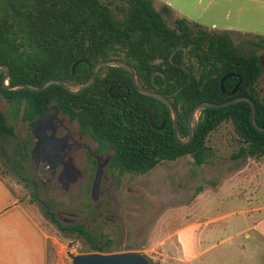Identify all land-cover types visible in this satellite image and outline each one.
Here are the masks:
<instances>
[{"label":"trees","instance_id":"16d2710c","mask_svg":"<svg viewBox=\"0 0 264 264\" xmlns=\"http://www.w3.org/2000/svg\"><path fill=\"white\" fill-rule=\"evenodd\" d=\"M153 0H0V64L9 67L8 83L40 86L50 78L77 87L89 80L95 63L118 58L132 65L140 85L171 100L178 114L182 139L188 136L193 107L248 97L255 104V121L264 128V92L259 89L263 67L258 50L264 36L250 35L236 44L230 33L201 27L185 17L169 25ZM249 35V34H247ZM250 47L242 50L243 44ZM74 72L72 65L76 63ZM22 120L40 115L54 104L101 145L114 150L111 164L121 172L147 173L162 161L190 155L195 165L210 163L208 135L223 122L232 125L239 150L232 159L264 156V132L250 123L245 100L197 114L188 144L177 141L168 106L136 90L123 67L99 68L95 82L77 93L52 83L41 91L5 90ZM221 88V79L228 74ZM0 134L16 136L0 111ZM28 141L18 145V159L28 155ZM150 263V261H149ZM152 264V263H150Z\"/></svg>","mask_w":264,"mask_h":264},{"label":"rangeland","instance_id":"374dc122","mask_svg":"<svg viewBox=\"0 0 264 264\" xmlns=\"http://www.w3.org/2000/svg\"><path fill=\"white\" fill-rule=\"evenodd\" d=\"M207 1L202 0L196 4L192 0H173V4L177 8L195 9V12L184 10L190 11V21L207 30L217 31L226 26H237L262 30L259 34H264V14L260 10L244 9L238 12L237 5L232 4L229 7L231 11L225 16L220 7L221 0H213L209 5H206ZM158 2L153 1L154 6L160 9ZM173 15H163L169 25L176 18ZM212 24L215 26L211 27ZM230 36L236 44L252 37L235 33H230ZM242 50L248 52L250 47L244 43ZM258 54L264 66V49L258 50ZM259 83L263 93L264 71ZM0 111L16 134H0V178L20 203L34 211L35 218L52 236L51 264H71L70 254L88 252L89 247L81 240L68 246L71 244L70 237L61 233L50 221L41 200L30 197V189L12 171L19 158L15 150L24 142L26 130L22 117L18 118L16 107L2 95ZM234 133L232 125L223 122L208 135L206 144L213 151L210 163L195 165L193 158L185 155L176 160L162 161L141 175L126 173L119 181L115 177L113 184H119V188L112 186L111 193L119 204L118 208L113 209L120 217L117 221L125 223L123 248L136 250L154 247L155 251L140 252L152 264H173L172 243L175 237H172V233L180 226L202 223L195 229L187 230V234L202 229L203 241L191 246L192 250L182 255L187 260L177 264H264V238L251 228L258 213L250 210L264 205V156L256 158L248 155L232 159L231 155L240 147L238 136ZM241 169L243 172L237 174ZM248 174L258 175V187L247 186L242 178ZM244 188L247 189L246 193L243 192ZM73 202L74 211L80 213L81 208L88 207V216L92 218L95 204L90 197L89 187ZM118 222L115 225L118 226ZM193 253L198 255L188 260Z\"/></svg>","mask_w":264,"mask_h":264},{"label":"flooded vegetation","instance_id":"af4514ba","mask_svg":"<svg viewBox=\"0 0 264 264\" xmlns=\"http://www.w3.org/2000/svg\"><path fill=\"white\" fill-rule=\"evenodd\" d=\"M259 60L264 71L260 55ZM22 122L26 130L24 142L28 141V155L16 160L12 171L30 189V197L41 200L50 221L61 233L70 237V247L81 240L89 247L88 252L130 250L123 248L125 223L117 221L120 217L113 210L119 207L111 193L112 186L119 188V184H113L114 179L116 177L119 181L127 173L111 164L113 148L101 145L82 129L76 119L54 104L47 105L42 114ZM97 175L100 181L96 199H93L92 185ZM87 187L95 204L92 218L88 216V207L81 208L80 213L72 208L73 201ZM98 218L99 222L96 221Z\"/></svg>","mask_w":264,"mask_h":264},{"label":"crops","instance_id":"0c3cea01","mask_svg":"<svg viewBox=\"0 0 264 264\" xmlns=\"http://www.w3.org/2000/svg\"><path fill=\"white\" fill-rule=\"evenodd\" d=\"M212 1L213 0H208L206 5H209ZM192 2L200 4L202 0H192ZM158 4L159 6L168 5L171 15L174 14L176 17H185L189 20H191L192 17L189 14L190 11H196L195 9L185 7L177 8L173 4V0H159ZM232 4L237 5L236 9L238 12L244 9H252L253 11L260 10L262 14H264V0H221L220 7L223 9L225 16L231 11L229 7L231 8ZM214 26L215 25L212 24L211 27ZM225 30L240 32L242 34L264 36V34H259L262 30H248L237 26H226L217 31ZM262 167L264 168V164ZM239 172H243V169L239 170L237 174H239ZM242 179L245 180L248 187L252 186L256 188L260 185L258 175L250 176V174H248ZM244 191L246 193L247 189L244 188L243 192ZM248 192L250 195L249 190ZM199 195L200 194L197 196ZM250 210L258 213L251 228L264 238V205L252 207ZM245 211H249V209ZM33 213V210L17 200L9 187L0 178V264H51L50 254L52 243L50 241L52 236L35 218ZM198 225H202V223H190L187 226H180L172 233V237H175L172 243V247L174 248L171 257L173 264L186 261L187 259L182 255L189 252L191 246L194 247L198 242L203 241L204 233L201 234L202 229H199L201 230L200 232L194 230L193 234H187V230L195 229ZM130 249L134 250V248ZM136 250L152 252L155 251V248H138ZM197 255L198 253L191 254L188 260L194 259Z\"/></svg>","mask_w":264,"mask_h":264},{"label":"water","instance_id":"95a60500","mask_svg":"<svg viewBox=\"0 0 264 264\" xmlns=\"http://www.w3.org/2000/svg\"><path fill=\"white\" fill-rule=\"evenodd\" d=\"M77 62L72 65V72H74V68L76 66ZM104 66H115V67H123L126 68L132 76L133 84L140 93L144 95H148L151 97H154L156 99H159L163 101L170 110L171 120L174 128V135L178 142L182 144H188L194 137L195 133V125L197 120V114L198 112L203 108H219L224 107L227 105H230L234 102L245 100L250 103V123L254 129H256L259 132H264V128L259 127L255 121V104L254 102L244 96V97H234L228 101L222 102V103H211V102H201L196 104L193 109L190 112L189 121H188V136L186 139H182L179 135L178 130V114L177 111L171 102L169 98L164 96L163 94L154 91L152 89L146 88L139 84L138 77L135 68L127 63L124 60L118 59V58H111V59H102L95 63L92 75L89 78V80L81 85H78L77 87H71L69 86L65 81L58 79V78H50L44 81L40 86H33L28 83H16L13 85H10L8 83V75H9V67L5 64H0V69L4 70L2 79H1V86L5 90H18L21 88H26L29 91H41L48 85L52 83H57L62 85L65 89H67L70 93H77L82 91L83 89L91 86L96 79L97 72L99 68ZM232 74L225 75L221 79V88L223 89V82L224 80ZM22 106H20V111L18 118L22 115ZM39 143V141H37ZM100 177L98 175L95 177L92 185V192L91 196L93 199H96V193L99 185ZM70 246V244L68 245ZM71 257V264H150L147 258L144 256V254L138 250H126V251H118L114 253H100V252H85V253H78V254H70Z\"/></svg>","mask_w":264,"mask_h":264}]
</instances>
